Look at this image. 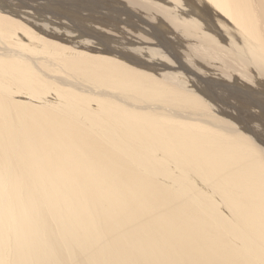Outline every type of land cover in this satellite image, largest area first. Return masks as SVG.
<instances>
[{"label":"bare ground","instance_id":"6f19581e","mask_svg":"<svg viewBox=\"0 0 264 264\" xmlns=\"http://www.w3.org/2000/svg\"><path fill=\"white\" fill-rule=\"evenodd\" d=\"M0 264H264V0H0Z\"/></svg>","mask_w":264,"mask_h":264},{"label":"rangeland","instance_id":"374dc122","mask_svg":"<svg viewBox=\"0 0 264 264\" xmlns=\"http://www.w3.org/2000/svg\"><path fill=\"white\" fill-rule=\"evenodd\" d=\"M132 9H134V8H132ZM126 13H130V12H125V14H126ZM123 16L125 17V15H123ZM124 17H123V18H124ZM126 18H128V19H132V20H133V17H132V16H130V17H129V16H128V17L126 16ZM146 18H147V17H146ZM154 27H155V26H154ZM158 31H159V30H158ZM155 43H156V42H155L154 40H152V42H150V44H155ZM155 45H156V44H155ZM158 45H159V44H158ZM159 47H160V46H159ZM21 100H25V99H21Z\"/></svg>","mask_w":264,"mask_h":264}]
</instances>
